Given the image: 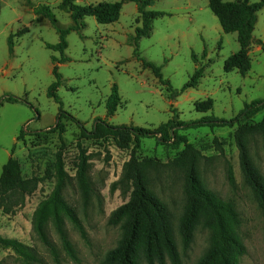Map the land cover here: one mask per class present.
Instances as JSON below:
<instances>
[{
	"label": "rangeland",
	"instance_id": "1",
	"mask_svg": "<svg viewBox=\"0 0 264 264\" xmlns=\"http://www.w3.org/2000/svg\"><path fill=\"white\" fill-rule=\"evenodd\" d=\"M234 2L236 0H223ZM260 0H250L257 3ZM121 3L117 20L99 25L85 18L84 29L67 36L68 62L57 64L62 86L57 95L65 112L90 131L100 119L111 126L139 127L154 130L170 119L194 122L206 115L231 120L244 106L264 100V52L256 45L248 50L250 69L245 75L225 73V61L239 51L236 34L223 33L218 20L208 8V0H157L147 11L163 13L152 21L151 33L138 42L144 61L161 68V75L174 91L188 82L193 72L203 73L195 89L187 90L175 102L168 99L149 69L133 57L132 36L141 26L136 5L124 0H82L80 6ZM48 8L56 26H71L70 13L61 0H0V99L9 94L27 102L5 103L0 108V176L2 166L12 158L23 179L40 180L37 190L22 202L17 194L0 198V239L15 240L29 248L36 261L32 264H56L50 250L34 236L32 218L38 205L47 199L56 184L55 163L61 158L68 178L61 200L76 214L87 241L65 221L64 230L76 256L70 259L51 223L47 236L56 251L59 264H104L107 253L121 238L119 227L108 224L110 214L129 200L130 183L121 181L126 163L134 157L145 173L148 187L165 205L170 218L181 264H197L210 247V233L198 226L190 248L183 253L178 223L184 203L182 188L189 154L183 146L158 145L144 139L134 148L125 132L118 136L80 140L76 126L61 120L64 132L55 129L59 106L47 98L53 82L52 56L60 54L45 48L55 45L58 37L50 23L36 16L33 9ZM24 28L29 32L13 37V53L8 54L7 38ZM253 38L264 42V8L257 13ZM115 85L121 98L113 117L107 118L105 101ZM213 101L207 114L195 111L194 104ZM172 105V107H171ZM244 141L249 157L264 180V107L249 118H242ZM23 132V135H20ZM238 127L189 129L180 131L199 155L196 175L201 186L225 202L239 215L236 234L246 254L239 264H264V215L244 184L235 137ZM81 155L87 158L90 195L84 204L76 181ZM231 168L234 185L227 180ZM0 264H22L10 250L0 247ZM140 264H145L140 261ZM166 264H169L168 262Z\"/></svg>",
	"mask_w": 264,
	"mask_h": 264
},
{
	"label": "trees",
	"instance_id": "2",
	"mask_svg": "<svg viewBox=\"0 0 264 264\" xmlns=\"http://www.w3.org/2000/svg\"><path fill=\"white\" fill-rule=\"evenodd\" d=\"M82 0H61V6L70 13L71 26L62 29L56 26V19L51 11L39 6L33 9L36 16L46 19L55 30L58 42L55 45L46 44L45 48L60 54V58L52 56L51 75L52 84L47 89V98L59 106V115L55 129L59 134L64 132V125L60 123L65 119L73 123L79 131L80 140L99 139L104 136L115 137L120 132L128 134L134 148H138L144 139H155L158 145L171 148L183 146L184 152L189 154L184 169L183 183V208L178 223V236L182 252L185 253L193 240V234L198 226L210 233V247L197 264H239V260L246 254V250L236 234L240 220L239 215L231 203L225 202L204 189L196 175L199 155L188 143L187 137L180 134V131L189 129L238 127L235 143L238 149L239 166L244 184L251 190L258 207L264 215V180L254 167L244 141V127L241 125L242 118H249L264 107V100H254L244 106V109L233 119L223 120L212 115H206L194 122H174L172 119L161 124L154 130L127 127L111 126L106 122L97 119L92 129L86 130L84 125L72 115L65 112L62 102L57 95L58 89L62 86V76L58 71L57 64L68 62L64 52L67 50V36L70 33H79L84 27L82 23L85 18H94L99 25L114 23L121 10V3H103L96 6H80L77 2ZM136 5L140 15L141 26L137 27L132 36L133 57L141 63L142 69H149L158 83L167 89L168 99L171 103L187 90L195 89L202 77V69L194 70L192 76L179 91H174L170 83L163 79L161 68L144 61L139 56L138 42L148 37L151 33L152 21L163 16V13L147 11L157 0H124ZM208 8L225 34H236L239 51L230 56L224 63L223 71L230 73L237 71L245 75L250 69L248 50L251 45L258 46L264 52V42L255 40L253 32L257 23V13L264 8V0L251 3L250 0H236L224 2L223 0H208ZM29 32L24 28L22 32L7 38L8 54L13 53L12 38H21ZM21 104L31 108L22 99L12 95H5L0 99V108L5 104ZM121 98L115 85L111 87L110 94L105 101L106 117L111 118L120 107ZM172 107V105H171ZM213 107V101L208 99L205 102L194 104L195 111L200 114H207ZM23 135V132H20ZM87 158L81 155L76 170V181L82 194L84 204H87L90 195V186L87 180ZM56 184L50 196L42 201L36 208L32 218V231L34 236L46 246L53 256L56 264H59L54 247L50 244L47 236V224L51 223L58 234L65 254L76 261L75 252L67 239L64 230L65 221H68L86 242L85 232L76 214L61 200V193L67 181V174L60 157L55 163ZM228 183L234 185L232 169H228ZM121 181L131 185L129 200L114 210L109 218L108 224L119 227L121 238L118 245L110 250L104 260V264H181V256L175 244L174 235L170 223L169 213L165 205L152 193L148 187L145 173L136 164L133 156L125 164ZM37 178L23 179L20 175L18 164L9 158L2 166L0 176V198L10 194H17L23 202L26 197L32 195L39 185ZM264 234V228H263ZM0 247L12 251L22 264H32L36 261L31 250L15 240L0 239Z\"/></svg>",
	"mask_w": 264,
	"mask_h": 264
}]
</instances>
